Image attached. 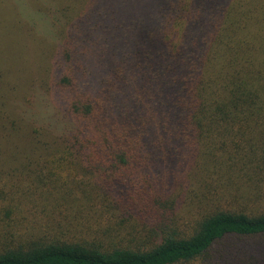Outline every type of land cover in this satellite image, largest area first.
<instances>
[{"label":"trees","instance_id":"16d2710c","mask_svg":"<svg viewBox=\"0 0 264 264\" xmlns=\"http://www.w3.org/2000/svg\"><path fill=\"white\" fill-rule=\"evenodd\" d=\"M40 4L53 50L0 79V264H264V0Z\"/></svg>","mask_w":264,"mask_h":264},{"label":"rangeland","instance_id":"374dc122","mask_svg":"<svg viewBox=\"0 0 264 264\" xmlns=\"http://www.w3.org/2000/svg\"><path fill=\"white\" fill-rule=\"evenodd\" d=\"M43 7L44 5L40 4V0H0V79L2 82H10L12 85H17L18 82L22 83L20 80L23 77L32 76L31 72L35 62H40L42 59V62L46 63V57L53 50L55 32L53 27L45 20L44 14H46L47 10H44ZM54 16L56 15L54 14ZM33 24H37L38 27L34 29ZM53 74L54 72L52 71L50 76H53ZM30 86L31 89L33 87L35 90L31 99L34 106L30 104H20V106L25 109H31V106L33 108L36 107L39 114L43 115L44 113L47 116L54 109V112L58 111L57 116L59 118L62 114L58 104L59 99L62 97L59 94L54 97L50 93L37 89L35 84H30ZM30 91L28 90L29 98ZM53 104L58 109H55ZM39 118L42 117L39 116ZM177 196L178 194H175L173 198ZM234 206L236 205L228 204L226 208L234 209ZM166 210L173 214L170 204ZM179 216L176 215L174 218L177 222L176 226H178V229L187 230L192 221L188 220L186 223L187 219H180ZM146 222L148 221L146 220ZM78 235L76 238L86 234ZM127 241L131 244L137 242L131 239Z\"/></svg>","mask_w":264,"mask_h":264}]
</instances>
